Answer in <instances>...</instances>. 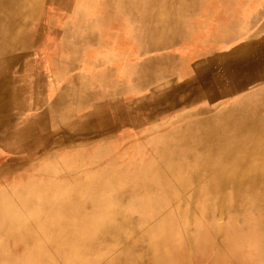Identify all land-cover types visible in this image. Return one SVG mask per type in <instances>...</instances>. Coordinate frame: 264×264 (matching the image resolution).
<instances>
[{"label":"rangeland","instance_id":"374dc122","mask_svg":"<svg viewBox=\"0 0 264 264\" xmlns=\"http://www.w3.org/2000/svg\"><path fill=\"white\" fill-rule=\"evenodd\" d=\"M85 1L86 0H40L39 3L35 5L36 7H34L33 13L27 23L28 30L26 31L33 32L32 34L29 32L33 38L32 42L27 50H18L19 54L23 53L20 55L22 61H31L35 65L43 62L46 65L47 61L45 52L48 51L47 48H49V50L51 48L50 53H52L54 51L57 52L55 46H60L61 48L58 49L59 53L64 54V56H59L58 61H55L57 64L63 62L62 58H65L66 56L67 58H65V61L68 64L72 61L77 62L79 53L85 52V48H87V45L85 44L87 43L82 41V43L85 42L83 44L84 46L81 43L78 44L77 48L73 49L72 47L71 49V44L74 42L69 39L68 33L70 32L69 28L70 30H75L74 27L76 25L74 24L81 25L80 29L82 30L85 27H90L89 25L92 20V23H95V28L103 23L101 30L95 29V31H97L92 39L93 43L98 44H100L102 36H106V38L110 39L111 35L108 34L113 31L126 30L125 27L128 25L129 28L132 29L134 35V48L135 52H137L134 70V92H136L129 95V97L119 93L118 97L113 100L112 104L104 103L106 98L104 94L101 93L97 98L98 100L96 101L94 111L91 112L93 119L88 120L96 122L99 126L98 129H103L105 125L106 128H108L115 122L113 118H115L116 114L121 117L122 114L126 116V113L131 115L133 107L134 122L131 131H134V139H132L133 141L130 140V136L127 135V133L130 132V129L127 128V126H124L123 124L125 122H122L123 120H121L118 124V128L115 130L116 132L111 133V130H109V133H105V135H102L101 137L100 135H94L91 137L86 135L81 138L85 142H87L86 139L88 138H91V140H99L91 144V146L86 147L84 145L85 147L81 148L80 145H77L79 142L76 141V143H71V145L69 142L66 146L62 145L60 147L59 145H56V150L53 155L48 156L45 152L43 153V151L39 152V154H37L38 159L30 162L29 166H24L22 170V178L18 180L8 179V182L5 184L8 187L21 180H23L22 184H25L29 180L62 181L69 183L65 185L69 186L75 181L85 180L89 174L93 175L99 172V170H102L105 175L103 176V179L113 178L110 176V172L117 174L118 186L124 193L126 192L130 195V198H132L131 195H135L138 190V194L141 196L145 194V188L139 187L142 189L138 188L134 193V188L131 187L133 183L130 182V180L137 178L135 177L136 173L141 172L151 164H155L158 168L161 167L160 169L163 172L167 170V168H165L166 166L162 165L159 158L156 156L157 148L151 143L154 137L165 135L169 143H171L173 147L176 146L175 152L177 153L178 158L182 160V165L175 168L177 169V172L180 170L197 172L199 168H203L201 165L204 163L206 152L203 149L199 150V148L192 143L197 136V130L200 131L201 127H190V123L193 122L194 124V122H198L199 119L201 122V119H203L204 124H208L212 122L211 120H214V116L216 119V117L221 114L230 117L232 114L237 112L240 113V111L244 113V107L246 106L247 113L252 117H254L255 114L264 116V101H262L264 100V80L256 85L247 86L238 91L229 93V95H226L223 99L213 102L215 104H212L211 107L209 106L204 112H191L195 109L193 107L202 105L207 106V103L203 101L196 102L195 104H182L173 110L168 108L169 104L176 98V96L181 97L187 95L184 98L191 100L192 79L195 80L193 81V83L195 82L196 84L194 86L195 88L197 87V83H202V81H205L207 78L209 79L215 76L220 78V82H225V78L222 77L224 65L223 51L220 48L214 47V51H212L207 57L208 59H205L206 61L204 62L197 60L193 61L191 57L187 58V55L189 56V54H191V47L194 45L193 42L197 37V32H191L193 21L198 14H201V10L206 9L207 5L213 6L217 4V1L219 0H169V3H167V6L165 5V8L162 6V0H122L124 1V4L127 3L126 7L120 6V4L117 3H122L120 0H109L107 5H105L106 1L104 0H88L87 3ZM93 1L96 2L99 9H105L110 12L108 17H94L95 19H91L90 22H78L74 13L78 10H82L85 13L94 10L92 4ZM164 9L165 12L167 11L169 14L166 17V20L169 19L166 30L163 33L148 35L146 32V26H148V24L145 23V17L152 14L154 10L157 12L156 14H158L159 12L164 11ZM103 12V14H107L105 13L107 11ZM129 15L134 17H129ZM155 17L157 18V15H155ZM154 23L155 22L151 23L152 26H154ZM71 25L74 26L72 27ZM64 44L68 46H64ZM164 53H172L184 58L160 61L158 58ZM71 55L73 56L71 57ZM149 63L155 67L160 66V73L157 75H142L141 70ZM194 65L195 69L192 68ZM40 67L42 68V71L40 72L38 82L30 87L32 88V91L28 88V86H31L29 81L25 80L22 84V88L26 89L23 91V96L30 94L28 96H30L31 99L33 96L38 97L35 101L38 105L37 110L39 112V117L46 116L47 113H50L51 116H48L50 117L48 121L51 125L55 122L54 131L56 141L61 138L63 140V132L77 130L75 129L77 127L79 128L78 130L81 131H90L94 129L87 124V119H77L70 115L64 118V108L62 104L57 105L58 108L55 111L51 109L49 112L40 109L41 106L44 108L45 106H48L46 103L50 96L48 84L53 72L45 66ZM9 72L14 76L19 72V69L12 68ZM73 72V70L67 69L65 79H68ZM135 72H137V74ZM249 72L250 70L247 71V73ZM64 80L60 82V85ZM76 83L77 87L82 88L78 82ZM224 84H226V82ZM60 85L54 87V92L59 89ZM181 86L182 89L180 90ZM198 88L200 91L205 89L199 85ZM176 89H179V92L174 93V96L173 92H175ZM83 90H85V87H83ZM83 96L84 93L82 94V98ZM77 98L82 100V98ZM246 98L247 102L244 104L242 101ZM127 101H133V106L132 104H121V102ZM239 102L241 103L239 104ZM166 108H168V110L167 112H164ZM69 109L70 108H68L67 112H69ZM144 120H146V122ZM39 122L41 129L39 131L41 133L42 130H46V124L42 125L41 122H46V120L39 118ZM176 129L179 130V133L167 135ZM51 130H53L52 126L50 127L49 132H51ZM256 137H258V135H256ZM181 139H184V141L180 142ZM247 141L248 146L252 145L255 139L250 138L247 139ZM79 147L81 148L80 150H78ZM98 147H101L102 149L95 150V148ZM194 147L197 149H194ZM190 150L194 155L192 160H189ZM48 160L49 162H53V169L46 168L45 165L48 163ZM245 162L246 161L243 160L240 161V163L239 161L236 163L240 165ZM258 162L259 160L255 161L256 166H251L250 172L259 171L262 168L263 165L260 167L257 166ZM220 165L223 164L221 163ZM239 167V169L244 168L242 170L243 173L244 170H247L243 165ZM55 172L58 173L55 174ZM242 172L240 173V176L243 175ZM8 174L13 175L15 172ZM140 174L141 173H139V176ZM210 176L211 175L208 173L199 177V179H197L193 185H190L188 189L184 190L179 187L176 188L178 194L183 195V197L177 199V201L184 204H191L193 202V189L198 187L199 205L194 209V212H197L190 215L192 219H199L198 222L200 229L198 232L196 231L195 233V230L189 232L190 230L187 229L186 221H181L179 214L171 210V208L174 211L177 209L176 205L174 206L172 203L173 200L166 203L170 204V206L173 204L171 207L168 206L167 208L168 211L173 213L167 217L165 242L161 246V248L166 251L164 264H264V211L259 215L258 211L256 214L255 210L249 206L243 208H237L234 206L229 207V202L233 203L239 201L240 203L243 199L248 197L245 193H241L240 196H235V192H233L230 187L222 188L220 192L216 191L215 193L209 191L207 194L204 184L205 182L207 183ZM247 176L248 179L246 180L253 179L250 177L251 174ZM9 180L13 182H10ZM257 180L260 181L261 177ZM257 184L259 186L261 185V183L257 181L252 183V185ZM158 195H160V193ZM222 196H225V199H221ZM158 200L159 199L157 198L155 199V201ZM161 202L166 201L164 198H161ZM31 209V206H24L21 209L24 212H21V214H29ZM201 209L208 211L209 215L206 219L199 218V212ZM140 210H142L143 219H146L145 222L143 221L142 227L143 229H149L151 225H154L155 220L153 218H146V207ZM217 213H220L221 215H218ZM4 214L6 213H3L2 215ZM187 221L193 223V220L189 218H187ZM1 239L4 244L3 246L6 247L7 255L0 253V260L6 256L11 258L22 257L23 259H28L32 256L24 257V254H26V249L31 250L33 242H22V240L16 241L14 240V237L8 236H4ZM254 241H260L261 246H254ZM117 249H127V245L119 244ZM20 263L23 264L24 260Z\"/></svg>","mask_w":264,"mask_h":264},{"label":"bare ground","instance_id":"6f19581e","mask_svg":"<svg viewBox=\"0 0 264 264\" xmlns=\"http://www.w3.org/2000/svg\"><path fill=\"white\" fill-rule=\"evenodd\" d=\"M39 1L40 0H0V132L2 133L3 130L5 132L6 128L10 126V120L11 118L13 120L16 114L30 111L37 106L35 100L38 97L33 96L31 99V97L28 96L30 94L23 96V91L26 89L18 85L23 84L25 80H27L31 85L28 86V88L32 87V85L37 82V78L39 79L40 72L42 71L40 66L43 67L42 63L35 65L31 61H22L20 55L23 53L20 52L21 54H19L20 50H27L32 42L33 38L31 34L33 32L26 31L28 30L27 23L33 13L34 7H36L35 5L39 3ZM94 1L92 2L94 10L87 13L78 10L74 13L78 22H90L91 19H95L94 17H108L110 12L105 9H99V6H97ZM104 1H106L105 5L109 2V0ZM120 1L122 3L117 2L120 6H127V3L124 4V1ZM162 1V6L165 8L169 0ZM85 2L87 3L88 0ZM103 11H107L105 12L107 14H103ZM156 13L157 12L154 10L152 14L144 19L145 23L148 24V26H146L148 35L163 33L166 30L169 20H166V17L169 14L167 11L165 12V9L158 14ZM155 15H157V18ZM129 17L134 16L129 15ZM150 21L155 22L154 26H152V22ZM92 22L93 20L89 25L90 27H85L82 30L79 24H74L76 25L74 27L75 30H70L69 28V39L74 42L71 44V49L72 47L73 49L77 48L78 44H81L82 41L87 43L85 45L91 43L94 45L93 47H95L96 43H93L92 39L96 31L101 30L103 23L95 28V23ZM74 25L71 26L73 27ZM95 29L97 30L95 31ZM211 33V44H214L219 35L217 32ZM84 43H82V45ZM64 46L68 45L64 44ZM117 47L119 48V46ZM55 48L59 51L58 49L61 47L55 46ZM197 48L198 47L194 44L191 54H189V56L187 55V58L194 56L199 49ZM47 50L48 51L45 52L46 60L51 61V57H48L51 48L50 50L47 48ZM73 55H71V57ZM59 56L62 57L64 54ZM65 58H67V56ZM177 58L184 57L172 53H164L158 59L160 61H166L168 59L173 60ZM241 61L243 62V60ZM74 65L76 66V64ZM247 65L248 64H246V66ZM12 68L19 69L17 74L13 73L15 74L14 76L9 72ZM54 68L58 78L65 75L63 74L65 69H62L60 65L56 64ZM141 72L142 75H157L160 73V66L155 67L149 63L147 66L143 67ZM119 73L123 74L124 70H120ZM135 73L137 74V72ZM263 75L264 71H258V68L247 73L246 70L243 72L240 69L237 61L236 63L228 61L226 67H223L222 70V77L225 78L226 84H224L225 82H220V78L216 76L209 79L207 78L205 81L198 84L206 88L204 92H201L199 88H194L191 90L193 94L191 100L184 98L187 95L181 97L176 96L169 104L168 108L173 110L182 104H195L196 102L204 100L207 106L202 105L193 107L195 109L191 111L192 113L204 112L209 106L211 107L212 104H215L213 102L218 98L223 99L227 94L244 88V82L255 81ZM79 79L78 76H74L75 83L78 82ZM71 86H73L72 83ZM74 86V88L71 87L70 90V86H65V89L68 87L70 94L67 98L68 101H71V96L74 98L81 97L84 93V90L80 87H77L75 84ZM181 89L182 86L180 90ZM29 90L32 91V88ZM178 92L179 89H176L173 94ZM242 102L245 104L247 98ZM58 103L59 102H50L48 100V106L44 105L45 108L43 107L41 110L50 112L52 109L55 111ZM240 103L241 102H239V104ZM168 108H166L164 112H167ZM244 108V113L240 111V113L237 112L230 117L221 114L215 119L214 116V120H211L212 122L208 124H204L203 119H201V122L199 119L198 122L196 121L194 124L193 122L189 124L190 127H201L200 131L197 130V136L192 143H194L199 150L203 149L206 152L204 163L201 165L203 168H199L197 172L186 170L177 172L175 168L182 165V160L178 158L175 152L176 146L173 147L165 135L154 137L151 143L157 148L156 156L159 158L161 164L166 166L165 168H167V170L163 172L160 169L161 167L158 168L155 164H151L141 172H137L138 176L137 173L135 175L137 178L131 179L130 182L133 183L131 187L134 188V193L139 187L145 188V194L141 196H139L138 190L135 195H131L132 198H130V195L126 192L124 193L118 186V175L110 172V176L113 178L103 179L105 175L102 170H99V172L93 175H86L87 178L85 180L75 181L69 186H65L69 183L62 181H50L40 184L37 180H29L25 184L17 186L14 184L10 187L1 184L0 253L7 255L6 247L3 246L4 244L1 239L4 236L14 237L16 241H31L33 242V246H31V250H25L26 254H24V257L32 255L30 258L23 259L22 257L11 258L6 256L0 260V264H21L20 262L23 260V264H164L166 251H164L161 246L165 242V231L167 230L166 223L169 215L173 212H177L181 221H186L187 229L190 230L189 232L195 230L196 233V231L198 232L200 229L199 219H192L190 216L197 212H194V209L199 205L198 187L194 188V191L192 190L193 202L191 204H184L177 201V199H181L183 195H179L176 188L188 189L199 177L208 173L211 176L208 178L207 183L205 182L204 184L207 194L209 191L215 193L216 191L220 192L222 188L230 187L233 192H235V196H240L241 193H245L248 197L243 199L240 203L239 201L233 203L229 202V207L234 206L243 208L249 206L255 210L256 214L258 211L260 215V213L264 211V116L255 114L254 117H252L247 113V106ZM121 120L123 119L120 116L118 122ZM144 121L146 122V120ZM75 129L79 128L77 127ZM103 129L107 131L108 128H106L105 125ZM178 131L177 129L175 131L173 130L167 135L179 133ZM256 135H258V137H256ZM250 138H254L255 141L252 145L247 146V139ZM183 141L184 139L180 140V142ZM42 143L46 145V140L42 141ZM196 147H194V149H197ZM27 150L23 148L24 152H27ZM189 157V160L194 158L191 150L189 151ZM243 160L246 162L240 165L236 163L237 161L240 163V161ZM257 160H259L257 166L260 167L263 165L262 168L259 171L250 172L251 166L255 167V161ZM13 163L14 161L12 160V164ZM221 163L223 165H220ZM241 165L247 169L244 170V173L242 172L244 168L239 169ZM45 166L50 169V164H46ZM241 172L243 175L240 176ZM139 173H141L140 176ZM250 174V177L253 179L246 180L248 179L247 175ZM259 176L261 177L260 181L257 180L260 178ZM255 181L260 182L261 185H252ZM159 193L160 195H158ZM156 198L159 200L155 201ZM161 198H164L166 202H161ZM221 199H225V196H222ZM170 200H173L172 203L174 206L176 205L177 208L175 211L171 208L173 212L167 210L168 206L171 207L173 205L171 204L170 206V204H166ZM24 206L32 207L29 214H21V212H24L21 210ZM144 207L147 208L145 212L147 213L146 218H153L155 220L154 225H151L149 229H143L142 227L143 221L145 222L146 219H143L142 210L140 209ZM3 213L7 215H2ZM208 215L209 213L205 209H201L199 212V218L206 219ZM218 215L221 214L219 213ZM187 218L193 220V223H189ZM253 243L254 246H261L260 241H254ZM119 244L127 245V249H117Z\"/></svg>","mask_w":264,"mask_h":264},{"label":"crops","instance_id":"0c3cea01","mask_svg":"<svg viewBox=\"0 0 264 264\" xmlns=\"http://www.w3.org/2000/svg\"><path fill=\"white\" fill-rule=\"evenodd\" d=\"M125 28L126 30L123 29L121 31H116V33L115 31L111 32L109 34L111 35L110 39L106 38V36H102L100 44L96 43L95 47H93L94 45L92 44L87 45L85 52L79 53L77 62H69L68 64L63 57V62L57 64L55 61H58L59 55H63L62 53H59V51H57L58 53L54 51L48 54V57H51V61L46 60V65L42 62L43 66L53 71L51 74V80L48 84V91H50L48 100L50 102H59L57 105H63L64 118L70 115L77 119H93L91 117V112L94 111L96 101L98 100L97 98L101 93L104 94L106 98V101H104L106 104H112L113 100L118 97L119 93L128 97L134 93V69L136 62V52L133 46L134 35L132 29L129 28L128 25ZM191 28L192 32H197V37L193 44L199 48H197L198 50L196 51V54L191 56L193 61H206L208 59L207 57L212 51H214V47H216L223 51V67H226L228 61L234 63L237 61L243 72L244 70L252 71L256 68H258V71H264V0H219L217 1V4L213 6L207 5L206 9L201 10V14L196 16ZM211 32H217L219 35L214 44H211ZM117 46H119V48ZM193 47L194 45H192L191 50ZM241 60H243V62ZM53 63L55 65H60L62 69H65L63 74H66L67 69L75 71L67 80L65 79V75L61 77L62 79L60 77L59 79L56 75V70L54 68L55 65ZM74 64H76V66ZM246 64L248 65L246 66ZM192 68L195 69V65L192 66ZM120 70H124V73H119ZM74 76L80 78L78 84L82 87L81 89L83 90V87H85L84 96L83 98L82 96L79 97L82 98V100L71 96V101H68L67 98L70 94L68 87L65 89V86H70V90L74 84H77L74 82ZM263 76L252 82H244L243 87L260 83V81L264 80ZM62 80L64 81L60 85ZM36 81L38 82V78ZM193 81L195 80L192 79V90L195 88V82L193 83ZM70 82L73 86H71ZM21 85L18 86L23 87ZM57 85H60L59 89L54 92L53 89ZM196 88L198 89V83ZM192 97L193 94L191 95V98ZM219 100L221 99L218 98L215 101ZM201 101L204 102V100ZM132 103L133 101L121 102L122 105ZM42 108L43 106L40 107V109ZM68 108H70L69 112H67ZM37 109L38 105L30 111L16 114L13 120L11 118L9 123L10 126L6 128V131L4 132L3 130V133L0 132V186H2L1 184L5 185L8 182V179L18 180L22 178V170L24 166H29L30 162L38 159L37 154L41 151H43V153L45 152L48 156L53 155L56 150V145L61 147L62 145L66 146L68 142L71 145V143H76V141L79 142L77 145H80L81 148L85 146L88 147L99 140H91V138H88L86 139L87 142H85L81 139L84 136L87 135L91 137L94 135H100L101 137L102 135H105V133H109V130H111V133L116 132L115 130L118 128L119 124L118 118L120 117V115L118 116V114H116L115 118H113L115 120L113 123L114 125L111 124V127L109 126L107 131H104L102 128L98 129L99 126L96 122L88 120L87 124L94 129L90 131H81L78 129V131H65L63 132V140L61 138L56 141L54 131L55 122L51 125L48 121L50 113H47L46 116L39 117ZM39 118L46 120V122H41L42 125L46 124V130H42L41 133L39 131L41 130L39 126ZM122 119V122H125L123 125L130 129V132L127 133V135L130 136V140L134 139V131H131L134 122L133 107L131 115L129 113H126V116L122 114ZM51 126L53 127V130L49 132ZM45 140L46 145H43L42 141ZM80 147L78 150L81 149ZM23 148L29 150L24 152ZM99 149L102 148H95V150ZM12 160L14 161L13 164ZM47 164H50V169H53V162H49L48 160ZM14 172L15 174L13 175L8 174ZM50 181L51 180L39 182L40 184H44ZM22 183L23 180L17 182L15 185H22Z\"/></svg>","mask_w":264,"mask_h":264}]
</instances>
